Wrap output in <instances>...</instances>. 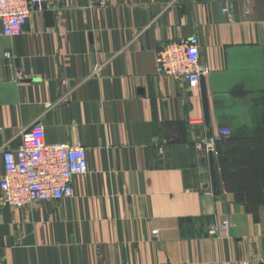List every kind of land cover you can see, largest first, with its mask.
<instances>
[{"label": "crops", "instance_id": "crops-1", "mask_svg": "<svg viewBox=\"0 0 264 264\" xmlns=\"http://www.w3.org/2000/svg\"><path fill=\"white\" fill-rule=\"evenodd\" d=\"M190 37L211 69L191 91L155 70L159 47ZM35 121L89 171L58 203H0V264L264 258V0H49L20 36L0 26V178ZM209 132L226 140L215 188ZM222 219L228 237H208Z\"/></svg>", "mask_w": 264, "mask_h": 264}, {"label": "built area", "instance_id": "built-area-1", "mask_svg": "<svg viewBox=\"0 0 264 264\" xmlns=\"http://www.w3.org/2000/svg\"><path fill=\"white\" fill-rule=\"evenodd\" d=\"M49 0H0V26L6 38L23 33L31 14L42 12ZM171 4V3H170ZM227 10H223L225 13ZM156 75L181 81L191 91L200 87L201 79L211 69L201 63L199 40L196 37L180 39L159 47L156 52ZM5 59H12L9 52ZM16 80L22 75L15 70ZM225 133V132H223ZM20 144L14 150L2 149L3 172L0 178V203L13 209L33 207L43 202L69 199L73 194V180L88 173L86 150L82 146L47 144L43 125L35 121L19 134ZM218 135H210L198 145L209 156L216 155ZM229 220L213 221L207 235L215 240L228 237ZM153 236L157 232L152 233ZM215 264H221L217 262ZM259 264H264V258Z\"/></svg>", "mask_w": 264, "mask_h": 264}, {"label": "trees", "instance_id": "trees-1", "mask_svg": "<svg viewBox=\"0 0 264 264\" xmlns=\"http://www.w3.org/2000/svg\"><path fill=\"white\" fill-rule=\"evenodd\" d=\"M223 141L225 142L226 140H223L222 138H220L217 142H215V146H214V150L216 152L215 163H216V166H218V168H220L222 172L224 170V166L226 168V165H223V163L225 162H224V157H223L222 149H221V146H223V143H222Z\"/></svg>", "mask_w": 264, "mask_h": 264}, {"label": "water", "instance_id": "water-1", "mask_svg": "<svg viewBox=\"0 0 264 264\" xmlns=\"http://www.w3.org/2000/svg\"><path fill=\"white\" fill-rule=\"evenodd\" d=\"M201 82H202V79H201V81H200V84H201ZM208 134V137L211 135V133L209 132V133H207ZM213 160H214V158H213V154L212 153H210L209 154V166L211 167V179H212V182H213V186H214V188H215V186H216V182H215V180H214V176H215V169H214V166H213Z\"/></svg>", "mask_w": 264, "mask_h": 264}]
</instances>
